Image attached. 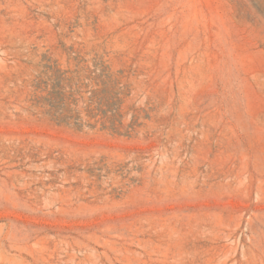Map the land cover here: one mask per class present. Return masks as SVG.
<instances>
[{
	"label": "rangeland",
	"instance_id": "rangeland-1",
	"mask_svg": "<svg viewBox=\"0 0 264 264\" xmlns=\"http://www.w3.org/2000/svg\"><path fill=\"white\" fill-rule=\"evenodd\" d=\"M0 264H264V0H0Z\"/></svg>",
	"mask_w": 264,
	"mask_h": 264
}]
</instances>
